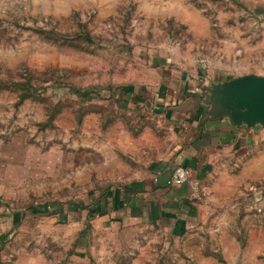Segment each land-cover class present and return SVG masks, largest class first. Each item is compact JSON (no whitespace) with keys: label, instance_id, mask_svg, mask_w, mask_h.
Listing matches in <instances>:
<instances>
[{"label":"rangeland","instance_id":"1","mask_svg":"<svg viewBox=\"0 0 264 264\" xmlns=\"http://www.w3.org/2000/svg\"><path fill=\"white\" fill-rule=\"evenodd\" d=\"M249 74L264 0H0V264H264L262 130L194 180L184 230L88 214L177 143L163 112L119 109L120 87Z\"/></svg>","mask_w":264,"mask_h":264},{"label":"crops","instance_id":"2","mask_svg":"<svg viewBox=\"0 0 264 264\" xmlns=\"http://www.w3.org/2000/svg\"><path fill=\"white\" fill-rule=\"evenodd\" d=\"M163 80L161 75L159 83L154 82L158 86L153 94L148 93L151 84L148 88L120 87L118 95H113L119 109L124 111H136L142 115L149 107L154 112H163L172 123L177 143L167 157L152 162V167L146 168L142 176L103 194L102 208L105 210L102 215L107 216L103 219L110 224L125 226L147 221L154 226L184 230L189 223L187 212L193 199L194 180L199 179L209 162L221 156L223 147L243 145L246 136L256 130H262L264 134L261 126L249 128L233 125L227 118H213L203 86L200 93H191L170 87L168 82L163 85ZM179 165L189 168L190 180L182 185L169 186L167 180Z\"/></svg>","mask_w":264,"mask_h":264},{"label":"water","instance_id":"3","mask_svg":"<svg viewBox=\"0 0 264 264\" xmlns=\"http://www.w3.org/2000/svg\"><path fill=\"white\" fill-rule=\"evenodd\" d=\"M210 115L231 124L264 127V75L249 74L203 86Z\"/></svg>","mask_w":264,"mask_h":264},{"label":"built area","instance_id":"4","mask_svg":"<svg viewBox=\"0 0 264 264\" xmlns=\"http://www.w3.org/2000/svg\"><path fill=\"white\" fill-rule=\"evenodd\" d=\"M190 177L191 175L189 168H187L184 165H179L173 170L171 176L167 180V184L169 186L182 185L188 182L190 180ZM199 185H200L199 181L194 182V189H195L194 192L198 190Z\"/></svg>","mask_w":264,"mask_h":264},{"label":"trees","instance_id":"5","mask_svg":"<svg viewBox=\"0 0 264 264\" xmlns=\"http://www.w3.org/2000/svg\"><path fill=\"white\" fill-rule=\"evenodd\" d=\"M122 89H125V87H121ZM87 95H90L89 93H87ZM91 95H99V93H92ZM83 207L84 206H77L76 207V210L77 211H80V210H82L83 209ZM88 207V206H87ZM86 207V208H87ZM85 208V207H84ZM90 208V207H89ZM105 210V208L103 207L102 209H98L97 208V206H95V209L94 208H90V210H89V212H88V214H89V216L91 215V216H94V215H96L97 213H99V212H103Z\"/></svg>","mask_w":264,"mask_h":264}]
</instances>
